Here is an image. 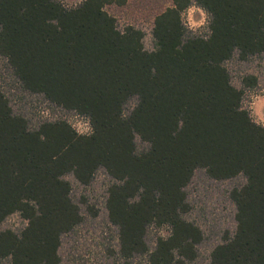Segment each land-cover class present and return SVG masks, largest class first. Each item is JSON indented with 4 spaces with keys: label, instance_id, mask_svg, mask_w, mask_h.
Masks as SVG:
<instances>
[{
    "label": "trees",
    "instance_id": "16d2710c",
    "mask_svg": "<svg viewBox=\"0 0 264 264\" xmlns=\"http://www.w3.org/2000/svg\"><path fill=\"white\" fill-rule=\"evenodd\" d=\"M124 3L0 0V264H62L64 238L85 222L70 178L89 187L99 176L125 264L198 263L197 178L229 183L235 209L208 264H264V125L245 105L258 78L237 86L230 69L264 62V0H172L152 50L107 10ZM192 6L206 33L184 22ZM15 215L24 228H4Z\"/></svg>",
    "mask_w": 264,
    "mask_h": 264
},
{
    "label": "rangeland",
    "instance_id": "374dc122",
    "mask_svg": "<svg viewBox=\"0 0 264 264\" xmlns=\"http://www.w3.org/2000/svg\"><path fill=\"white\" fill-rule=\"evenodd\" d=\"M68 7L78 5L82 0H62ZM172 6V0H125L123 5L107 7L110 14L115 16L120 27L134 25L145 32V46L154 48L152 28L158 14ZM184 22L194 32L208 31V16L199 7L192 6L183 15ZM4 61L0 58V70ZM235 84L241 85V79L254 74L258 78V86L246 90L245 105L250 109L256 122L264 125V62L253 59L250 62L230 64ZM0 81H3L0 72ZM10 97L22 105L19 91H10ZM77 129L86 130L81 119L74 115L65 116ZM74 185V200L79 203L85 215V222L73 233L67 235L60 249L62 264H125L119 257L118 230L109 223L105 209L106 188L108 179L99 176L93 185L82 187L70 178ZM239 182V181H237ZM229 183H212L203 178L191 188V202L193 211L189 218L196 221L206 234V241L200 249L197 264H208L214 246L219 242L222 232L227 228L234 230L235 209L228 197ZM96 212V215H94ZM25 226L20 216L9 218L4 228L20 231ZM167 228L155 229L150 232L151 246L158 236H167ZM146 258H138L131 264H147ZM4 264H9L5 262Z\"/></svg>",
    "mask_w": 264,
    "mask_h": 264
}]
</instances>
